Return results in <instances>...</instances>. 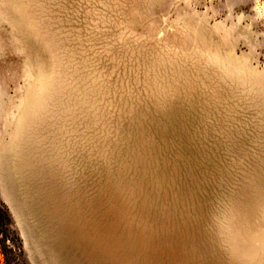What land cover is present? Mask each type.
Instances as JSON below:
<instances>
[{
    "label": "rangeland",
    "instance_id": "rangeland-1",
    "mask_svg": "<svg viewBox=\"0 0 264 264\" xmlns=\"http://www.w3.org/2000/svg\"><path fill=\"white\" fill-rule=\"evenodd\" d=\"M0 264H264V0H0Z\"/></svg>",
    "mask_w": 264,
    "mask_h": 264
}]
</instances>
